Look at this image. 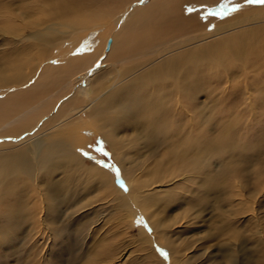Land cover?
<instances>
[{"label": "bare ground", "instance_id": "bare-ground-1", "mask_svg": "<svg viewBox=\"0 0 264 264\" xmlns=\"http://www.w3.org/2000/svg\"><path fill=\"white\" fill-rule=\"evenodd\" d=\"M222 74L256 117L264 5L0 0V264H34L40 242L61 264L71 225L107 206L146 223L144 264H264V138L212 125ZM210 206L233 238L219 254L198 235Z\"/></svg>", "mask_w": 264, "mask_h": 264}, {"label": "rangeland", "instance_id": "rangeland-1", "mask_svg": "<svg viewBox=\"0 0 264 264\" xmlns=\"http://www.w3.org/2000/svg\"><path fill=\"white\" fill-rule=\"evenodd\" d=\"M214 79L217 82L215 81L211 86L212 99L210 98L211 102H209L211 103L209 111L211 110L212 113V125L220 128L232 123L231 125L235 127L237 133L241 134V136L243 135V139L255 140L256 137L264 138V100L259 101L256 117H253L248 109H242L245 104L241 94L234 93L233 97H231L224 92L222 89L224 87L223 74ZM201 99H204V96ZM241 125L247 127H243L240 130ZM106 152L108 158H105L111 159L110 151ZM112 163L114 169H118L120 173V167L113 159ZM213 166H216V163ZM215 213L211 206L204 211L198 235L203 239V245L210 246L214 254H219V248L230 243L233 238L228 233L224 235L218 233L217 227L220 223L216 220ZM121 214L116 212L114 207L108 208L107 206L103 208V211L100 210L96 215L91 216L94 221L85 229L81 228L82 224H72L71 230L67 235L68 242L64 252L66 254L63 256L61 264H84L88 260L90 262L92 259L90 257L99 250L106 252L104 257H107L109 254L105 250L109 247L117 250V252H115L113 258H108V264H144L139 259L140 254L136 246L138 241L134 242V240L139 236L135 226L142 224V226H146V223H140L141 219L138 217L136 225L128 228L127 225L121 222ZM53 250L56 251L57 248L54 247ZM50 251L47 250V245L44 247L42 242L38 243L34 264H52L55 261V255H50ZM75 253H78V255L82 254V257L79 259L75 258L77 255ZM72 254H75V256H72L74 260H69L68 258ZM3 258L4 264H17L12 256L4 255Z\"/></svg>", "mask_w": 264, "mask_h": 264}, {"label": "snow or ice", "instance_id": "snow-or-ice-1", "mask_svg": "<svg viewBox=\"0 0 264 264\" xmlns=\"http://www.w3.org/2000/svg\"><path fill=\"white\" fill-rule=\"evenodd\" d=\"M248 3H251V4H260V5H264V0H248ZM239 5H236L233 9H232V11H237V10H239ZM226 9L224 10V13H226ZM56 63H58V61H56ZM85 155H87V153H85ZM114 167V166H113ZM116 171V173H117V178H118V181L120 182V184H121V187L125 190V191H127V187H126V184H124L123 183V181H120V178H119V170L118 169H116L115 170ZM140 223H144L143 222V220L141 219V221H140ZM150 230V229H149ZM165 256H167V253H163Z\"/></svg>", "mask_w": 264, "mask_h": 264}, {"label": "water", "instance_id": "water-1", "mask_svg": "<svg viewBox=\"0 0 264 264\" xmlns=\"http://www.w3.org/2000/svg\"><path fill=\"white\" fill-rule=\"evenodd\" d=\"M110 43H111V39L109 40V42H108V44H107V48L110 46ZM119 178H120V181H123L122 179H121V177L119 176ZM117 179V181H118V178H116ZM118 183L120 184V182L118 181ZM124 183V182H123Z\"/></svg>", "mask_w": 264, "mask_h": 264}]
</instances>
